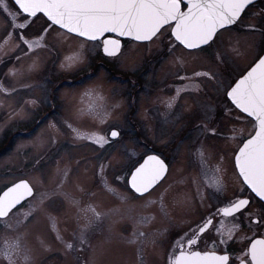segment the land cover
<instances>
[{
    "label": "rangeland",
    "instance_id": "374dc122",
    "mask_svg": "<svg viewBox=\"0 0 264 264\" xmlns=\"http://www.w3.org/2000/svg\"><path fill=\"white\" fill-rule=\"evenodd\" d=\"M8 6L15 10L10 3ZM260 10L258 5L200 49L188 50L168 34L155 43L125 40L120 53L104 55L107 62L98 59L91 66L92 57L103 55L102 42H88L81 47L82 38L65 35L63 30L50 29L44 46L31 51L20 40L19 32H14L5 43L12 29L8 14L0 8V137L10 125L23 135L10 152L0 156V192L15 181L27 179L36 193V198L27 200L15 215H10L6 222L0 221V264H10V260L11 264L164 261L172 247L169 232L185 229L197 215L190 212L198 200L191 180L201 179L202 170L201 176L191 173L197 163L192 165L188 161L195 158L201 162L198 149L204 151V169L211 184L217 176L209 163L218 162L225 167L223 177L228 183L237 178L233 157L240 140L228 137L234 127L242 125L236 119L238 110L227 101L225 88L264 51V21L257 20ZM45 28V19L39 18L20 31L33 40ZM74 53H80V58L69 67L66 57ZM88 65L86 72L76 77L53 79ZM130 72L137 73V77H130ZM197 72L209 76L197 77ZM140 76L145 78L143 84L139 83ZM190 83L198 85V89L181 91L169 108L166 102L176 97L177 89ZM86 92L91 95H85ZM89 105L107 113L103 121L91 114H79L80 109L87 110ZM23 121H30L31 128H19ZM188 122L205 128L206 134L195 136V143L181 141L170 154L176 136L168 129ZM69 124L82 133L105 136L109 143L100 147L90 139H78ZM138 128L145 129L141 132L145 138L132 137L131 133ZM112 129L119 131L114 139L110 137ZM150 142L173 162L172 172L161 185L167 186V194L162 196L163 211L160 188L151 196L145 195L147 200L157 201L145 207L146 199L135 195L127 183L134 164L148 152L146 146L153 148ZM102 176L116 194L105 189ZM42 192L47 196L41 205ZM65 193L79 203L70 202ZM210 202L207 194L198 204L206 207ZM89 205L101 214L99 220L91 212L82 211ZM30 206H35L36 211L25 220L23 213ZM50 217L55 218V227ZM142 217L154 219L143 224ZM88 219L92 223L84 234L86 243L81 244V227ZM134 231L143 232L144 236L133 237ZM134 238L137 242L129 243ZM68 244L72 247L68 248ZM6 254L10 260L5 258Z\"/></svg>",
    "mask_w": 264,
    "mask_h": 264
},
{
    "label": "snow or ice",
    "instance_id": "6c2138e0",
    "mask_svg": "<svg viewBox=\"0 0 264 264\" xmlns=\"http://www.w3.org/2000/svg\"><path fill=\"white\" fill-rule=\"evenodd\" d=\"M14 11L9 9L6 0H0V8L8 14L9 24L12 31L9 32L5 43L12 38L14 32H19L20 40L27 45L31 51L33 48L43 47V41L49 30H63V34H74L77 38H82L81 47L88 42L101 41L103 51L108 56H115L121 50L119 39L104 38L105 34L113 33L119 37H126L137 42L155 43L165 34L170 35L175 41L189 50L199 49L203 45H210L214 42L221 30L236 24L246 9L253 3V0H13ZM44 18L47 28L43 33L33 40L27 39L23 32L35 19ZM104 38V39H102ZM175 45H173L174 47ZM172 50L171 48L169 49ZM80 58V53H74L66 57L69 67ZM195 76H209L208 73L197 72ZM188 79L190 77H180ZM189 88L198 89V85L188 84L183 89H177L176 97L168 100L167 106L171 108L179 97L181 91ZM225 94L238 110L237 121L242 125L232 129V135L228 139L232 141L240 140L242 146L234 151L235 175L240 183V191L248 190L264 202V55L258 57L256 62L239 80L232 82L225 88ZM85 95H91L86 92ZM81 116L91 114L101 121L107 113L97 111L94 106L89 105L88 109H80ZM243 114V116H241ZM76 134L78 139H90L100 147L109 143L107 137L98 133L85 134L78 129L68 125ZM117 131L111 132V137H118ZM198 156L202 167L206 164L203 149H198ZM168 166L164 160L155 155H150L144 159L139 167L131 173L127 183L131 189L138 194L139 198H145V194L151 196L152 190L164 178ZM101 174L104 166L101 165ZM216 174L221 173V168L214 169ZM65 178L67 173L65 172ZM104 179L105 189L116 194L115 189L110 187L106 178ZM119 179V178H118ZM62 186V185H61ZM211 186V185H210ZM215 188L222 191L224 188L222 179L217 175ZM65 198L70 202L78 204L69 193H65ZM39 203L42 205L46 198V193H40ZM31 197L36 198L33 186L26 180L8 187L0 193V221H5L10 215H15L24 203ZM126 199V197H120ZM249 198H237L229 201L222 208H218L216 213L205 218L201 225L191 230V235L186 240L177 241L176 249L169 255L168 264H264V237L255 238V233L250 237L246 233L240 234L239 217L244 215L243 211L250 205ZM157 203L155 200H147L145 207H151ZM161 210H164L163 197L160 198ZM36 211L35 206H30L23 213L25 220L31 218ZM82 211L87 214L91 212L96 220L101 214L94 207L89 205ZM219 214L222 219L220 226L213 224V218ZM231 217L234 221L232 229L227 236L223 231L224 219ZM251 219V214L247 217ZM154 217H142L140 223L147 224ZM50 220L55 227V218ZM90 219L81 227V244L86 243L85 233L91 225ZM7 226V225H6ZM252 225H249L251 228ZM214 229L216 235L209 231ZM207 235H204L206 234ZM143 237V232H133V237ZM238 236L237 243L241 245L239 254L234 259H230L227 248L225 254H217L219 245H227L230 240ZM61 237L57 235V239ZM211 242V249L208 243ZM134 238L129 243L135 244ZM7 244V242H6ZM201 244L204 245L201 248ZM18 247V244L15 245ZM68 248L72 244L67 245ZM10 260V258L6 257ZM11 264V260H10Z\"/></svg>",
    "mask_w": 264,
    "mask_h": 264
},
{
    "label": "flooded vegetation",
    "instance_id": "af4514ba",
    "mask_svg": "<svg viewBox=\"0 0 264 264\" xmlns=\"http://www.w3.org/2000/svg\"><path fill=\"white\" fill-rule=\"evenodd\" d=\"M6 1H9L8 3H10L15 9V5H14L12 0H6ZM258 5L260 7H262V10H260L261 12H260L257 20H258V23H262L264 21V0H256L255 2H253L246 9V11L242 14L241 19L238 22H240L243 18H245L247 16V14L251 10H253L255 7H257ZM1 10L3 11L2 8H1ZM7 18L8 17L6 16V19ZM236 24H234L232 26H235ZM232 26L228 27L227 29L231 28ZM263 53H264V51L259 56H261ZM258 57L253 62H255L258 59ZM141 77L142 76H140L139 83L143 84L144 81ZM43 110H45V107ZM194 118L198 119V117H196V116ZM199 118H200V115H199ZM198 120H200V119H198ZM137 130L140 133L142 131H145V129H143V128L142 129L138 128ZM168 131L170 134H172V136H174V137L176 136L175 142H177V143L172 142L173 144L169 148L170 154L174 150H176L175 148L178 146V144L181 141L187 139L188 141L193 140L195 143V142H197V140L194 139L195 136L199 135V133H200V135L202 134V136L206 134L205 128H202L201 126L196 127L195 125H193L190 122H188L186 125H184L182 127L170 128V129H168ZM211 134H213V133H211ZM211 134H209L208 136H210ZM177 137H178V139H177ZM181 137H183L182 140H181ZM241 145L242 144L240 143L239 146H241ZM150 153H156V154L160 155L164 159V161L166 162V164L168 166V170H167L166 175L160 181V183L155 187V189L152 190V192H153V191H156L157 189L160 188V191H159L160 196H163L164 194L166 195L167 194V186L161 187V185L163 184L165 179L168 177V175L173 170L172 159L167 157V155L161 151H151V152H149V154ZM145 156L146 155H144L142 157V159L133 167V169L143 161ZM194 157H196V156H194ZM188 163L189 164H192V163L196 164L197 163L196 166L192 164L194 166V170H192L191 173H194L195 175L200 174V176H201L200 171L202 170V178L201 179L191 180V182L194 183L193 186L195 187V190H196V194L194 197H196L195 199L198 198V200H195L196 204L194 205L193 208H191L190 212L191 211L196 212L197 215H196V218L193 221H190L187 225H189L191 222H193V224H190L185 229H183L181 231L178 230L175 232L174 231L169 232V234L171 235V239H172V247L170 249L169 255L176 249L177 241H180L182 239L186 240L187 236L191 235V230L196 228L198 225H201L203 223V221L205 220V218H208V217L212 216L214 213H216L218 208H222V207L226 206L229 201L235 200L237 198H249L250 195L252 196V199L250 200V205L246 209L242 210L244 215H240V213L236 214L239 217V227L241 229L240 234L246 233L248 236L251 237L253 235V233H255V238H257V239L264 237V202H261L259 200V198H256L254 196V194H251L250 191H248V190H246L242 193L240 191V183H239L238 178H236L235 182L228 183L223 177V167L224 166L219 164L218 162L217 163H209L208 162V163L212 164V165H210V168H216L217 166L222 168L221 169L222 171L219 174H216L215 171H213V173L216 176L219 175L222 179V182L224 185V188L222 191H217L215 186H214L215 183L211 184L210 181L207 180V176L205 173L204 166L202 167L201 162H199V160H196L195 158H193V159H190L188 161ZM233 164H234V159H233ZM132 170H131V172H132ZM191 173L189 175H191ZM129 176L127 178V181L129 179ZM209 183L211 184V186L209 185ZM200 184L202 185V188L198 189V186L201 187ZM128 186H129V184H128ZM129 188H130V186H129ZM229 189H231V190L229 191ZM131 191L135 195L138 196V194L135 193L134 190L131 189ZM207 194L211 198V202L209 203V205L205 207V205H203V204H198V202L200 201V198L202 200L203 198L206 197ZM212 194H215V196H212ZM145 195H147V194H145ZM184 209L188 211V207H185ZM249 214H251V219L247 218L249 216ZM221 219H222V217L219 214L215 215V217L213 218V224L216 226H220ZM223 219H224L223 231L225 232V236H227L228 231L232 229L234 221L232 220L231 217L223 218ZM250 224L252 225L251 228H249ZM209 231L212 233V235H214V236L216 235L214 229H210ZM186 234H187V236H186ZM204 235H207V233ZM237 239H238V236H235L232 240H230L228 242L227 245H219L216 249L217 254H220V255L225 254V252L223 250L225 248H227L228 254H230V259H234L236 257V255L239 254L240 248H241V245L236 242ZM203 247H204V245L201 244V248H203ZM208 248L211 249V242L210 241L208 243ZM168 257H166V259L164 261L159 262V264H168ZM237 264H238V262H237Z\"/></svg>",
    "mask_w": 264,
    "mask_h": 264
},
{
    "label": "trees",
    "instance_id": "16d2710c",
    "mask_svg": "<svg viewBox=\"0 0 264 264\" xmlns=\"http://www.w3.org/2000/svg\"><path fill=\"white\" fill-rule=\"evenodd\" d=\"M106 56V55H105ZM104 56V54L103 55H99V54H97V56L96 57H92L91 59V66H93L94 64L96 65V62H97V60L98 59H100V60H102V61H104V62H107L108 60H107V58ZM153 60H154V58H153ZM147 62L149 63V61L147 60ZM159 62V60L157 61V63ZM147 65V64H146ZM90 65H88L87 66V68L85 67V68H81V69H78V70H76L74 73H66V74H61V75H58V76H54L53 77V79H56V78H58V77H66V78H73V77H76V76H78L79 74H81V73H84V72H86V70L88 69V67H89ZM98 66V65H97ZM115 71H117V70H115ZM130 77H132V76H134V77H137L136 75H137V73H134V72H130L129 74H128ZM50 78H51V75H50ZM142 79H145V78H143V76L141 77ZM52 80V79H51ZM129 80V79H128ZM50 81V80H49ZM128 82H131L130 80L128 81ZM145 83H146V81H145ZM227 101L229 102V100H228V98H227ZM40 110V109H39ZM132 119H133V117H132ZM33 120V119H32ZM31 121V120H30ZM30 121H23L22 123H20L19 125H21V126H19V128H31L30 126H31V122ZM134 122H136V121H134ZM130 126L132 127V128H134V125H133V123H130ZM33 128V127H32ZM131 135H132V137L133 138H135L136 140H137V138L139 139V137H141L142 136V133H139L138 131L137 132H132L131 133ZM23 135H21L20 134V132H17L16 131V129H15V127H14V125H10V126H8L5 130H4V132H3V134L1 135V137H0V156L1 155H3L4 153H7V152H10L13 148H14V146H15V144H16V142H17V140L20 138V137H22ZM142 137H146V135H143ZM139 141V140H138ZM142 143V142H141ZM152 144H151V142H150V146H151ZM147 148H148V152H146V153H144L143 155H146L147 153H149V152H151V151H158L157 150V148H154L153 146H151V147H153V148H150L149 147V145H147L146 146ZM134 166H135V164H134Z\"/></svg>",
    "mask_w": 264,
    "mask_h": 264
},
{
    "label": "water",
    "instance_id": "95a60500",
    "mask_svg": "<svg viewBox=\"0 0 264 264\" xmlns=\"http://www.w3.org/2000/svg\"><path fill=\"white\" fill-rule=\"evenodd\" d=\"M256 0H253V2H255ZM230 26H232V25H230ZM230 26H228V27H230ZM74 35V34H73ZM104 38H111V39H119L120 41H121V50H122V47H123V40L124 39H129V38H126V37H119V36H117L116 34H113V33H108V34H105V37ZM104 38H102V39H104ZM179 43V42H178ZM183 46V45H182ZM204 46H206V45H203L202 47H204ZM184 47V46H183ZM120 50V51H121ZM189 50V49H188ZM120 51L118 52V53H120ZM102 52L104 53V51H103V44H102ZM117 53V54H118ZM105 54V53H104ZM116 54V55H117ZM105 55H107V54H105ZM262 55H264V53L262 54ZM108 56V55H107ZM256 62H258V59L254 62V64L256 63ZM253 64V65H254ZM252 65V66H253ZM252 66H250L246 71H245V73L244 74H246V72L252 67ZM244 74H242L240 77H238L237 78V80H239ZM236 80V81H237ZM112 131H117L118 133H119V131L117 130V129H112L111 131H110V137H111V132ZM112 138V137H111ZM112 139H114V138H112ZM242 146V145H241ZM150 155H155V156H158V157H160V159H162V160H164L160 155H158V154H156V153H150V154H147L145 157H144V159H146L148 156H150ZM144 159H143V161H144ZM143 161L140 163V164H142L143 163ZM165 162V161H164ZM139 164V165H140ZM165 164H166V162H165ZM139 165H137L136 167H139ZM167 165V164H166ZM135 167V168H136ZM135 168L132 170V172H134L135 171ZM131 172V173H132ZM167 173V172H166ZM166 175V174H165ZM130 178H131V174H130V176H129V179L128 180H130ZM21 180H26V181H28L27 179H20V180H18V181H16V182H14V183H12V184H10V185H8L7 187H5L0 193H2L3 191H5V190H7V188L8 187H11L12 185H14V184H16V183H19ZM29 182V181H28ZM30 183V182H29ZM31 184V183H30ZM32 185V184H31ZM130 186V185H129ZM34 188V187H33ZM130 188H131V186H130ZM34 192H35V189H34ZM29 198H31V197H29ZM28 198V199H29ZM27 199V200H28Z\"/></svg>",
    "mask_w": 264,
    "mask_h": 264
}]
</instances>
